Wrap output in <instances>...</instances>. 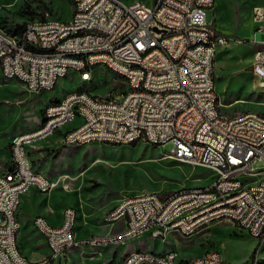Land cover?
<instances>
[{"label": "built area", "instance_id": "2783aa9c", "mask_svg": "<svg viewBox=\"0 0 264 264\" xmlns=\"http://www.w3.org/2000/svg\"><path fill=\"white\" fill-rule=\"evenodd\" d=\"M215 0H156L152 6L136 1L78 0V17L28 20L17 34L0 29L2 75L16 80L33 94L56 88L58 80L73 72L88 86L97 68L124 71L125 91L115 95H93L88 89L56 98L45 106L44 118L29 135L14 136L12 165L0 177V264H55L63 253L90 245L121 247L141 235L198 233L211 226V219L230 221L264 238V175L248 179L257 161H264V114L238 112L220 115V98L215 94V43L226 46L229 37L207 20ZM257 24L251 43L256 46L252 69L264 86V22L253 8ZM148 44H157L147 53ZM83 51V58H75ZM84 110L86 124L66 132L63 143L92 142L127 145L138 142L174 144L170 157L212 172L205 185L183 187L165 194L145 192L128 195L108 211L106 223L122 221L118 231L87 239L75 235L76 213L68 207L67 219L58 226L46 225L43 216L34 219L46 237L50 254L33 262L18 251L15 206L30 188L48 193L60 180L30 172L32 161L24 153L27 140L35 144L55 134ZM232 154V162L224 161ZM126 264H224L218 250L208 249L201 259L184 260L178 250L156 256L155 251L126 255Z\"/></svg>", "mask_w": 264, "mask_h": 264}, {"label": "rangeland", "instance_id": "374dc122", "mask_svg": "<svg viewBox=\"0 0 264 264\" xmlns=\"http://www.w3.org/2000/svg\"><path fill=\"white\" fill-rule=\"evenodd\" d=\"M143 2L149 4L151 0ZM155 2L156 0L153 1ZM254 5L264 7V0H216V5L207 10V20L212 23L217 19L218 29L224 34H247L253 25L250 18ZM73 8L72 0H0V28L17 34L13 30H17L21 23L46 17L68 19L73 16ZM244 36L237 38L246 44ZM235 39L236 36L233 37ZM221 48L222 44H218V50ZM233 52L237 62L244 61L245 49L236 47ZM223 76L219 90L221 101L226 104L238 100V104L233 110L222 106V114H264V86L252 70L235 76L232 87L230 73L226 72ZM125 88V83L119 76L105 68H97L95 79L88 86L81 83L72 72L69 77L59 79L55 89L33 94L25 89L22 82L7 80L0 72V154L9 153L14 136L33 133L34 128L39 126L42 110L50 99L88 89L93 95L116 94V98L121 100L123 94L120 93ZM44 146L30 152L34 170L49 176L45 169L49 165L47 169L59 174L54 180L62 175H69L68 180H60L56 190L75 189L83 193L84 199L80 201L82 206L97 204L112 197L117 200L121 198V202L128 199V195L145 192L165 194L183 187L205 185L213 178L212 172L204 167L189 165L170 157L174 148L171 141L157 146L141 141L130 145L100 142L82 146L62 144L58 149L46 147L48 144ZM254 171L260 172L258 177L264 175V161H257ZM78 182H82V185L75 186ZM127 248L133 251L137 248L154 250L157 254L178 250L184 260H192L212 249L221 252L224 264H264V238L257 239L247 229L227 220L212 224L193 236L184 237L172 233L165 240H152L145 234L122 249ZM255 249L257 253L253 260L251 255ZM63 264H66L65 257Z\"/></svg>", "mask_w": 264, "mask_h": 264}, {"label": "crops", "instance_id": "0c3cea01", "mask_svg": "<svg viewBox=\"0 0 264 264\" xmlns=\"http://www.w3.org/2000/svg\"><path fill=\"white\" fill-rule=\"evenodd\" d=\"M123 0H121L122 2ZM143 2V0H130V1H123L126 4H130L131 2ZM154 0H151L148 6H152ZM129 2V3H128ZM216 5V0L212 7ZM261 7L262 5H254L251 10V18L252 27H250L247 34L241 33L237 35H231L230 33L224 34L219 31L217 19L215 22L211 23L214 28L229 37V43L226 46H222V50H217L214 62V77H215V87L217 94H219V90H221L220 84L223 83L222 78L224 79V73H230V81L232 87V80L235 76L240 75L242 72L247 70H252L253 60H254V53L256 50V46L251 43V40L254 37L255 29L257 24L253 20V8L254 7ZM211 8V7H210ZM233 27V26H232ZM232 29V28H229ZM235 30V29H233ZM245 35V43H241V41L237 38L242 37ZM236 36V39L233 40V37ZM260 39H263L264 36L262 34H257ZM240 48L245 49V58L242 62H237L235 59V55L233 52V48ZM1 72V68H0ZM2 73V72H1ZM254 74V72H253ZM255 75V74H254ZM256 76V75H255ZM4 77V76H3ZM257 77V76H256ZM258 78V77H257ZM217 82V83H216ZM222 96V95H221ZM56 102V99H50L46 106L49 104ZM238 100L232 101L229 103H224L223 100L220 99V106L230 107L232 110L236 106ZM220 107V111H221ZM243 113V112H242ZM66 126L63 129L58 130L54 135L47 138L44 141L36 143L32 146L28 147V154L32 161V157L30 156V152L33 150L42 149L44 144H48L46 147H50V149H58L61 147L63 143V138L66 131L72 127ZM50 162V161H48ZM48 162L46 165H48ZM13 163V157L11 153V148L9 153L7 154H0V175L5 174L7 170H9ZM49 166V165H48ZM47 176L48 178L54 180L59 176V174L53 172V170L47 169ZM35 169V168H34ZM4 172V173H2ZM2 173V174H1ZM41 173V172H40ZM44 175V173H42ZM65 174V173H64ZM55 177V178H54ZM82 185V182L75 183V186ZM58 190H53L48 193L40 192L36 187L30 188L28 193H26L20 203L19 211H18V220L20 223V231L17 237V244L22 252L28 259L33 262H39L43 260L50 254V249L47 243V239L44 235H42L34 225V219L37 216L45 217L48 224L53 226H58L63 222V213L66 208L73 207L76 210V226H75V235L78 239H87L93 235L103 234L108 231H118L121 230L124 226L122 221L116 223H106L104 220L105 214L110 211L113 207L117 205L120 199L117 198H106L102 200L100 203L91 204L89 206H82L80 201L84 199V194L75 191H65L62 188H57ZM79 192V193H78ZM138 240V238L129 240L126 245L131 242ZM124 245V246H126ZM124 246L121 247H109V248H92L91 246H84L83 248H75L68 250L67 252L63 253L62 256L55 262V264H63V257L66 258V264H108L111 262L112 264H120L122 260L125 259L126 255L134 253L131 248L122 249ZM142 249V248H137ZM138 251H146V250H137ZM152 252V251H151ZM160 252V251H159ZM156 253V252H155ZM160 254V253H159Z\"/></svg>", "mask_w": 264, "mask_h": 264}, {"label": "bare ground", "instance_id": "6f19581e", "mask_svg": "<svg viewBox=\"0 0 264 264\" xmlns=\"http://www.w3.org/2000/svg\"><path fill=\"white\" fill-rule=\"evenodd\" d=\"M72 2L74 4V8H78V0H72ZM121 4H126V3L121 2ZM256 15L260 16V22H264V7H256ZM72 17H78V10H74V13H73ZM1 31L4 34H11L8 31L3 30V29H1ZM218 44H222V43H215V50H217V45ZM156 51H157V44H148L147 45V53H155ZM75 58H83V51H75ZM109 71L114 74L113 70H109ZM254 74L257 76V72H254ZM115 75L119 76L121 79H126V72H124V71H115ZM78 78L80 80V77H78ZM5 79H7V80H16V74H7L5 76ZM88 84H92V83H88ZM83 91L84 90H77V91H74V92H83ZM71 93H68L66 95H70ZM215 94H217L216 87H215ZM55 105H56V102H53V103L49 104L48 106H55ZM220 115H224V114H222V112L220 111ZM78 116H79V118H78ZM73 124H75V126L70 128V129H68L66 132H73V129H79L80 126H84L86 124V113H85L84 110H75V119L69 121V125H65V127L66 126H71ZM29 134H31V133H28V134H25V135H29ZM52 135H54V134H47L45 136V140L47 138L51 137ZM18 136H23V135H18ZM137 142H138V140H128L127 141V145L128 144L129 145L130 144H135ZM34 144H35V140H27V146H24V153L28 154V147L32 146ZM149 144H152V146L161 145V144H158V143H149ZM72 145L82 146V145H84V143H73V144H71V146ZM12 151H13V144L11 143V153H12ZM12 157H13L12 165H18V157L17 156H12ZM224 161L225 162H232V154L231 153H224ZM10 170H11V168L9 170H7L5 172V174L0 175V177H4L5 175H7ZM30 172L33 175H42V174H40V173H38V172H36L34 170L33 164H30ZM248 177L250 179L255 178L256 177L255 171H248ZM121 202H128V199H124ZM19 207L20 206H15V215H17V223L20 225L19 220H18ZM74 213H76L75 209H74ZM66 219H67V210H65L64 213H63V221H65ZM217 222H219V219H211V225L215 224ZM46 225H50V224H48V222L46 221ZM177 234H179L181 236H184V237H187V236H193L196 233H177ZM141 236H143V235H141ZM148 236H150L152 240H159V239L165 240V233H155L154 236H152V235H148ZM90 246L92 248H103V245H90ZM18 251L21 252L19 247H18ZM138 252H151V251H138ZM173 253L174 252H169V253H166V254H157V253H155V255L156 256H164V255H172ZM129 255H136V252L131 253ZM204 255L196 257L194 259H201ZM121 264H126V257L121 262Z\"/></svg>", "mask_w": 264, "mask_h": 264}, {"label": "trees", "instance_id": "16d2710c", "mask_svg": "<svg viewBox=\"0 0 264 264\" xmlns=\"http://www.w3.org/2000/svg\"><path fill=\"white\" fill-rule=\"evenodd\" d=\"M32 20V19H30ZM26 23L27 22H24V23H21L18 25V29L17 30H13L14 33H18V32H22L24 29H25V26H26ZM239 39V38H238ZM42 118H44V109L42 110ZM264 235V233H263ZM256 253H257V249L254 250V252L252 253L251 255V258L254 260L255 256H256Z\"/></svg>", "mask_w": 264, "mask_h": 264}]
</instances>
